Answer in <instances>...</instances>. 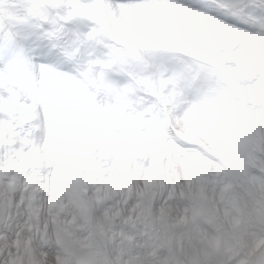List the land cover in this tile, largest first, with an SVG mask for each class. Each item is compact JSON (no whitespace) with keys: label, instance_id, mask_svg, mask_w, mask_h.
I'll return each instance as SVG.
<instances>
[{"label":"snow or ice","instance_id":"obj_1","mask_svg":"<svg viewBox=\"0 0 264 264\" xmlns=\"http://www.w3.org/2000/svg\"><path fill=\"white\" fill-rule=\"evenodd\" d=\"M0 264H264V0H0Z\"/></svg>","mask_w":264,"mask_h":264}]
</instances>
